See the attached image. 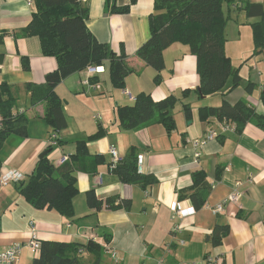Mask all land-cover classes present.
<instances>
[{
  "label": "crops",
  "instance_id": "1",
  "mask_svg": "<svg viewBox=\"0 0 264 264\" xmlns=\"http://www.w3.org/2000/svg\"><path fill=\"white\" fill-rule=\"evenodd\" d=\"M249 1L264 4L263 0ZM85 3L89 8L88 29L112 52L119 54L123 50L127 64L134 71L125 77L122 89L111 85L107 62L98 66L96 73L86 70L73 73L55 87L67 125L57 132L58 144L47 157L55 166L71 165L69 157L75 152L78 140L86 141L88 153L80 164L84 168L77 165L72 171L78 193L72 200V215L64 216L55 210L34 208L18 190L20 182L27 180L37 158L46 150L53 133L42 118L44 104H30L25 84L43 83L45 75L56 68V59L42 54L37 36L15 37V32L31 20L35 11L33 2H0V83H5L15 98L12 112L24 113L28 118L27 135H9L0 150V172L17 170L23 174V179L0 186V251L20 243L21 252L12 264H32L35 255L27 243L34 233L39 241L82 245L90 239L99 244L104 242L109 251L104 250L100 264H264V131L250 122L240 133L234 130L233 123H228L230 128L222 131V123L215 118L201 121L198 117L200 107H217L222 101L234 104L238 100L246 101L256 113L264 114L260 101L264 49L253 55V50L247 47L236 55L235 64L226 53L233 68H238L239 85L201 95L196 58L187 46L175 42L163 50L164 68L159 83L153 80L155 69L135 56L137 48L149 37L148 15L153 0H86ZM126 5L129 10L125 13L111 11ZM222 8L237 20L241 18L243 10L235 4L229 9L223 4ZM241 19L247 25L258 20L247 16ZM250 42L253 46L252 36ZM248 83L253 85L250 91L246 89ZM185 89L189 92L182 96ZM140 92L149 94L153 101L169 95L178 98L169 111L175 121L171 133L167 134L160 123L145 124L134 130L120 127L117 107L131 105ZM185 104L190 109L189 118L183 112ZM210 129L217 131V137L195 148L192 141ZM95 133L100 134L89 138ZM110 147L115 148L119 160L131 148L136 155L142 154L140 172L152 176L155 182L146 188L121 182L109 166ZM195 150L200 153L196 161ZM95 154L102 155L105 162L92 166ZM63 155L68 160L61 163ZM217 167L221 169V177L215 181ZM197 171H204L207 182L212 184L204 206L190 215L173 216L171 205L175 203L182 208L192 207L189 199L178 200V191L191 184L192 174ZM88 190H93L102 202L114 198L113 205L119 207L88 206L85 199ZM234 190L240 192V197L235 202H224L223 210L214 213L213 206ZM125 201H129L128 208L122 205ZM215 225L229 227L219 245L212 243L211 231ZM80 257L83 264H90L94 258L85 249Z\"/></svg>",
  "mask_w": 264,
  "mask_h": 264
},
{
  "label": "trees",
  "instance_id": "2",
  "mask_svg": "<svg viewBox=\"0 0 264 264\" xmlns=\"http://www.w3.org/2000/svg\"><path fill=\"white\" fill-rule=\"evenodd\" d=\"M35 11L29 23L15 32V37L37 36L41 52L44 56L54 57L57 66L45 75L41 84L27 83L25 89L29 93L30 104H44L42 118L53 130L55 135L67 125L62 112L61 99L55 92V87L67 76L86 70L89 66L102 67L107 62L108 75L114 88H124L125 77L133 72L127 64V55L123 50L116 54L108 45L99 42L86 25L89 8L82 0H32ZM223 4L229 9L235 4L243 10L247 17H257L250 24L253 55L264 49V7L261 3L249 0H153L152 10L148 15L149 37L135 51V56L157 72L154 82L161 81L160 72L164 68L163 50L172 43L187 46L189 52L196 58V72L199 77V92L209 95L215 92L230 90L239 85L238 68L234 69L230 57L225 52L226 16ZM129 5L113 8L112 12L125 13ZM23 67L26 59L22 58ZM94 81V79H90ZM253 87L246 85L247 91ZM5 83H0V150L7 137L16 134L27 135L28 118L24 113H13L15 98ZM189 92L182 91V96ZM178 98L169 95L162 100L153 101L149 94L138 93L131 105L118 106L116 116L121 128L134 130L149 123H160L167 134L175 129V121L169 112ZM260 101L264 106V86L261 89ZM186 118L190 117L188 105H183ZM198 117L206 121L215 118L222 125L233 123L234 130L240 133L246 123L255 124L264 131V114H258L246 101L238 100L234 104L226 101L217 107L198 108ZM95 133L89 138H95ZM57 139V136H56ZM58 144V139L56 140ZM51 152L53 147L48 145ZM48 154L38 157L33 170L25 182H20L18 190L25 200L37 209L55 210L64 216L73 212L72 200L78 190L74 168H84L83 163L88 157L86 141H76L75 152L69 157L71 165L55 166ZM136 154L131 148L129 153L116 163H110L112 172L123 183L139 185L146 188L155 179L137 170ZM102 155H93L92 166L103 164ZM1 169V160H0ZM221 169L216 168L215 181L220 180ZM191 184L178 191V200L189 199L194 210L200 209L206 202L212 184L206 180L204 171L192 174ZM86 203L90 207L100 209L102 204L109 209L119 207L113 205L115 199L108 198L104 202L97 200L94 191L85 193ZM128 208L129 201L122 202ZM229 232L228 225H215L211 231L212 243L219 245ZM106 242L109 239H105ZM39 251L32 264H83L80 249L93 254L90 264H100L105 248L96 241L89 240L86 244L41 240ZM123 264V263H117Z\"/></svg>",
  "mask_w": 264,
  "mask_h": 264
},
{
  "label": "built area",
  "instance_id": "3",
  "mask_svg": "<svg viewBox=\"0 0 264 264\" xmlns=\"http://www.w3.org/2000/svg\"><path fill=\"white\" fill-rule=\"evenodd\" d=\"M82 1H86V0H82ZM0 2H1V0H0ZM29 2L32 3V0H29ZM98 68L99 67L89 66L86 68V71L88 73H96ZM127 95L129 97V99H132V96L129 93H127ZM1 124H2V119H1V115H0V126H1ZM229 128L230 127L227 124L221 126L222 131L229 129ZM217 135H218L217 131L210 129L206 132V134L203 137H201L199 139H194L192 141V144L195 148H200L206 142L215 139L217 137ZM56 140L57 139H56L55 133H51L50 138H49V145L52 147L57 146ZM109 152H110L111 157H112V163L118 162L119 156L117 155L115 148L110 147ZM199 157H200V153L198 152V150H195L194 151L195 161L198 160ZM67 160H68L67 155H63L60 158L61 163L65 162ZM142 161H143V155L138 154L136 156V165H137V170L139 172L142 170ZM21 179H23V174L20 171L7 170V171L0 172V186H5L11 181L17 182ZM239 197H240V192L237 190H234L225 199H223V201H221L220 203H217L215 206H213L212 211L214 213H220L223 210L224 202H235ZM171 211L173 212V216L181 217L184 215L193 214L194 208H193V206L188 207V208H182L179 203H175V204L171 205ZM31 228H32V230L34 229L33 225L31 226ZM101 245L105 248L106 252L109 251V248L107 247L106 243L103 242ZM39 246H40V242L37 239L36 235L33 233V236L31 237V239L27 243V247L30 249V251L34 255H37V253L39 251ZM21 247H22V245L20 243H13L12 245L7 247L6 249L0 251V264L1 263L12 264V263L16 262L18 257H19V254L21 252ZM80 251H82V249H80ZM217 261H219V260L217 259L216 263H217Z\"/></svg>",
  "mask_w": 264,
  "mask_h": 264
},
{
  "label": "rangeland",
  "instance_id": "4",
  "mask_svg": "<svg viewBox=\"0 0 264 264\" xmlns=\"http://www.w3.org/2000/svg\"><path fill=\"white\" fill-rule=\"evenodd\" d=\"M264 1V0H263ZM264 6V4H263ZM226 16V25L224 29L225 35V44H226V53L231 56L233 63L235 64L236 55L241 51L243 52L244 49L248 47L249 50H254V46H252L250 39V25L244 24V21L241 18H244L245 12H242L241 18L236 19L232 13H228L225 11ZM237 12H234L236 15ZM235 25V27H234ZM253 54V53H252Z\"/></svg>",
  "mask_w": 264,
  "mask_h": 264
},
{
  "label": "water",
  "instance_id": "5",
  "mask_svg": "<svg viewBox=\"0 0 264 264\" xmlns=\"http://www.w3.org/2000/svg\"><path fill=\"white\" fill-rule=\"evenodd\" d=\"M48 151H49V150H45V151H43V152L39 155V157H40V158L43 157L44 154L48 153Z\"/></svg>",
  "mask_w": 264,
  "mask_h": 264
}]
</instances>
